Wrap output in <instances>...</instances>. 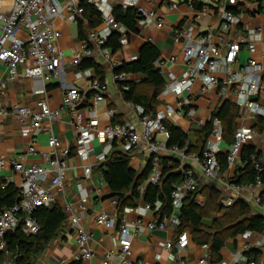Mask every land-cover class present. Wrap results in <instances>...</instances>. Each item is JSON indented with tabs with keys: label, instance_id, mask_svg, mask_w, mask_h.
I'll return each instance as SVG.
<instances>
[{
	"label": "built area",
	"instance_id": "1",
	"mask_svg": "<svg viewBox=\"0 0 264 264\" xmlns=\"http://www.w3.org/2000/svg\"><path fill=\"white\" fill-rule=\"evenodd\" d=\"M82 1L98 11L101 22L89 29L86 37L79 41V48L73 51L71 62L77 64L83 57L91 56L93 47H96L103 59L114 65L111 50L105 47L104 43L113 32L118 33L120 44L126 43L127 30L125 26L115 20L112 13L114 4L110 0H0V61L5 64L9 79H14L17 76L20 65L23 76L40 79L42 83L58 75L64 62V55L56 43L61 33L55 27L54 21L61 16L68 21L76 22L83 13ZM116 4L122 8H132L140 15L137 20L141 24L140 30L151 23L159 27L163 24V17L155 13L152 8L147 9L140 6L139 0H116ZM173 6H175L174 3H172ZM217 9L219 26L223 31L235 34L236 27L241 24L239 15L229 11L223 2L217 5ZM201 12L204 13L205 9H201ZM243 25L246 31L245 38L230 37L223 40L222 36H217V41L214 42L207 33L193 34L194 29L191 25L177 26L173 29L174 40L182 41L181 58L184 68L179 75L172 72L166 74L161 92L175 96V103L167 104L165 108L156 110L153 115L144 114L142 107L135 106L140 122L139 131L128 121L110 122L100 126L94 118V114H91L90 118H85L83 112L78 108L84 96L83 91L76 85H70L64 90L60 108H50L46 98L39 97L31 103L17 102L10 107H5L0 103V116L13 117L20 125L30 122L31 135L34 136L43 128L44 122H52L58 117L61 109L65 110L70 115L76 131L73 149L75 155L82 159L94 155L96 159L104 160L112 143L115 142L119 149L131 157L132 153L143 145L142 151L151 157L152 163L148 181H156L160 175L159 153L161 150L167 149L173 153L186 154L183 149L176 146L166 148L165 143L157 140L155 135L160 133L167 139L168 131L163 121L171 116L178 114L193 117L195 115V108L191 106L190 96L185 94L190 91L195 82H199L201 92L216 90L219 98L230 97L238 108L246 109L259 117L264 125V66L250 55L242 62H238L239 41L244 43L249 53L253 52L256 41L260 37V26ZM20 29L25 31L24 38L18 37L17 33ZM260 52L264 56V44L261 46ZM167 60L174 61L175 56L170 55ZM154 65L160 71L162 60L157 57ZM83 72L88 76L86 91L92 92V102L103 100L106 82L100 81L89 70ZM76 75L81 76V73H76ZM112 80L121 83L120 93L127 89L124 72H113ZM91 112L93 113V111ZM107 115L109 118L112 117L113 110L107 109ZM256 132L254 126H247L243 123L236 125L232 142L225 154L227 165L233 162L243 145L254 139ZM92 139H96L102 144L100 151H94L91 144ZM220 141L221 126L219 120L215 118L212 121L211 135L201 154H186L205 177L218 179L220 164L217 153L220 151ZM47 145L50 149L42 153L45 165L23 163L24 157L35 151L33 142L10 160L12 170L20 174L21 182L18 186V199L13 204L0 209V251L5 250L4 234L8 230H13L18 226L24 233H35L38 230V225L31 215L32 211L37 206L54 203L55 198L51 189H59L62 186L67 168V157L71 153V149L62 146L57 136L52 132L48 134ZM245 162L242 161V163ZM4 165L5 160L0 157V168ZM251 165L254 171L253 181L246 184L222 181L233 192L232 197L222 201L225 206L231 205L242 191L248 190L249 193H252L253 190L263 186L261 181L264 172L263 156L251 155ZM90 169L91 163L84 165L83 173L87 176ZM181 173L180 181L172 184L171 212L161 220L135 219L128 221L125 215L117 220L116 216L105 213H98L94 217L96 223L107 228L115 227L117 230V236L113 237L114 247L103 254L100 264H153L144 261L132 262L129 259L131 237L144 230L164 228L166 224L172 227L179 224L177 212L182 200L187 192L194 191L197 186V175L193 165L184 166ZM251 197L256 203L261 204L260 207L264 212V203L260 196L254 193ZM159 206L160 202L155 201L153 206L146 203L141 208L143 211L150 209L155 212ZM71 221L74 224L78 254L81 259H90L93 257V252L88 246L89 234L79 225L77 216L72 217ZM130 227H132V231ZM251 234L252 231L246 230L242 233V237L248 238ZM188 242L189 235L184 230L178 233L174 240L166 239L160 245L166 250L175 248L177 251H185ZM263 244L264 227L260 236L252 242L245 243L244 248L248 249L251 246ZM201 246L204 252L197 264H208L207 245L202 244ZM158 258L159 255H156V259ZM246 259L242 252H238L230 261L220 260L216 264H237Z\"/></svg>",
	"mask_w": 264,
	"mask_h": 264
},
{
	"label": "crops",
	"instance_id": "2",
	"mask_svg": "<svg viewBox=\"0 0 264 264\" xmlns=\"http://www.w3.org/2000/svg\"><path fill=\"white\" fill-rule=\"evenodd\" d=\"M194 1L203 3V6L196 8L191 4V0H139L140 6L147 9L152 8L155 13L161 15L163 17V24L159 27L151 23L144 27L143 30H140L141 24L139 21H136V31H131L125 27L127 30L126 43L120 44L121 46L117 50L111 51L114 65L103 59L99 49L93 47L91 56L95 61L102 64L105 74L103 81L106 82L104 98L96 103L92 102V92L86 91L88 76L83 72L89 70L95 74L94 69H76L78 63L74 64L71 62L73 51L79 48V41L84 39L77 38V21H68L61 16L56 18L54 25L61 33L56 43L64 55V62L61 69H59L58 75L42 83L40 79L23 76L22 66L20 65L17 76L14 79H9L6 66L0 61V81L2 84L0 86V103L5 107H10L17 102L31 103L39 97H45L50 108H60L64 90L70 85H76L83 91L84 96L78 108L83 112L85 118H90L91 114H94V118L100 126L110 123L112 118L115 122L128 121L139 131L140 122L135 106L122 98L118 84L112 80L113 68L120 66L122 62L136 59L140 46L145 42H150L156 47L159 52L158 58L162 60L160 75L163 79V84L168 72L179 75L184 68V64L181 58L182 41H175L173 36V29L177 26L191 25L194 29L193 34L207 33L211 37L212 42H214L217 41V36H222L223 40L230 37L234 39L245 38L246 31L243 24H248L249 26L259 25L260 37L256 41V47L253 52L249 53L244 43H240L239 41L238 62H242L250 55L264 66V56L260 52V48L264 44V0ZM110 2L116 4V0H110ZM221 2L225 4L226 8L237 5L240 7L237 15H239L241 24L236 27L235 34L233 35L231 32L223 31L219 26L217 5ZM172 3L175 6L172 7ZM203 8L205 9L204 13L201 12ZM55 22H57V25ZM17 34L18 37L24 38V29H20ZM170 55L175 56L174 61L167 60ZM76 73H81V76H77ZM143 77L144 74L142 73H125V78L128 81H138ZM199 87V82H195L190 91L185 93L190 96L191 106L195 108V115L193 117H186L175 114L167 120L186 131L187 141L194 146L196 144V135L193 128L204 124L209 119L212 111L225 100H229L238 109L236 125L243 123L244 125L256 128L257 132L254 139L247 144L253 145L260 152L259 155L264 158V125L260 118L246 109L238 108L230 97L219 98L216 90L201 92ZM157 98L158 103L155 106V111L165 108L167 104L173 105L175 103V96L170 93L160 92ZM109 108L113 110V116L110 118L107 115V109ZM49 132L57 136L62 146H67L71 149V153L67 157V168L62 186L59 189H51L55 198L54 203L61 207L65 220L61 231L51 238L45 248L38 254L35 264H100L103 254L114 247L113 237L117 236V230L115 227L107 228L96 223L94 217L98 213L116 216L117 199L115 196L109 195V186L97 168V164L103 160L96 159L94 155L82 159L74 154L76 131L70 115L65 110L61 109L58 117L52 122H44L43 128L34 136L31 135L30 122L20 125L13 117L0 116V157L5 160V165L0 168V179L4 183L10 182L17 188V200L21 177L18 172L12 170L10 160L16 154L24 151L33 142L35 151L26 155L23 163L45 165L42 153L50 149L47 145ZM155 138L162 143L166 142V139L160 133H156ZM91 144L95 152L102 149V144L96 139H92ZM229 144L221 138L220 151L226 152ZM142 146L137 148L130 157L129 166L135 170L141 169L148 158V155L142 151ZM241 151L242 148L233 162L227 165L223 171H220L218 179L203 176L198 166L192 163L186 154L173 153L167 149L161 150L159 154L161 156H173L179 161V169H182L184 166L193 165L198 178V192L195 199L200 205L204 204L203 202H205L207 197L206 194L212 188L218 190L217 202L221 205V208L218 211H211L209 218L203 219L204 223L209 225L213 218L221 215L228 209V206H225L222 201L232 197L233 192L228 188L226 183H237L235 182L236 174L239 173L238 170L243 166L240 156ZM88 163H91V169L86 176L83 173V167ZM222 181L226 183H222ZM252 193H257L262 203H264V184L260 189L253 190ZM252 193L244 190L236 199L240 198L244 200L249 205L251 212L260 213L264 216V212L260 207L261 204L256 203L252 199ZM142 205L143 203L139 202L134 207H125L122 215H125L128 221L135 219L142 221L157 220L156 213L150 209L143 211ZM74 216L78 217L79 225L89 234L88 246L93 252V257L90 259H81L78 254L74 224L71 221V218ZM130 230H133L132 227H130ZM259 236L260 232L252 231V234L248 238H243L242 233L234 237H228L219 251L221 261H230L238 252L244 254V251L247 250L244 248V244L254 241ZM174 237L175 227L169 224H166L164 228L137 232L131 237L129 259L132 262L144 261L153 264H197L198 259L204 252L202 244H197L189 236V242L185 251H177L175 248L166 250L160 245L162 241L174 239ZM251 247L260 248L261 255L257 263L264 264V244ZM156 255H159L158 259H156ZM2 257L3 261L1 264H10L7 254H4ZM251 262L255 264L248 259L241 260L237 264H250Z\"/></svg>",
	"mask_w": 264,
	"mask_h": 264
},
{
	"label": "trees",
	"instance_id": "3",
	"mask_svg": "<svg viewBox=\"0 0 264 264\" xmlns=\"http://www.w3.org/2000/svg\"><path fill=\"white\" fill-rule=\"evenodd\" d=\"M83 13L77 19V38H85L86 33L92 27L100 24L101 18L98 11L91 5L81 2ZM191 4L196 8H201L203 3L191 0ZM235 14L239 13L240 7H227ZM112 13L116 21L131 31H136L135 23L140 15L132 8H122L118 4L112 7ZM111 51L117 50L121 45L118 41V33L113 32L104 43ZM159 55L156 47L150 43H143L137 58L129 62H122L120 66L114 67L113 72L142 73L144 77L138 81H125L127 89L121 91L122 98L134 106H140L144 114L153 115L155 106L158 103L157 96L163 88V79L159 69L154 65L155 59ZM93 68L95 75L100 81L104 80L105 74L102 64L94 60L92 56L83 57L76 69ZM120 87L121 83H117ZM237 107L229 100L222 102L214 111L210 118L202 125L194 127L196 144L192 146L187 141V132L164 120L163 123L168 131L165 147L176 146L183 149L186 154H201L205 144L212 132V121L217 119L221 126V138L227 143H231L233 132L236 128ZM113 121L111 123H123ZM226 152L219 151L217 158L220 164V171L227 167L225 160ZM260 154L251 144L242 146L241 169L236 174V181L239 184H246L253 181L254 171L251 165V155ZM130 156L118 148L115 142L112 143L110 151L104 160L97 164L101 175L108 184L109 195L116 197V217L120 219L125 207H134L139 202L153 206L155 201L160 202V206L155 211L157 220L171 212L170 192L172 184L180 181L182 173L179 169V161L173 156H159L160 175L156 181H148L152 169L151 157H148L144 166L135 170L129 166ZM264 184V172L261 177ZM198 192L197 186L194 191H189L184 196L178 210L179 224L175 227V237L181 231H186L197 244L207 245V260L209 264L218 263L221 260L220 248L228 237H234L246 230L261 232L264 227V216L260 213L251 212L249 205L242 199L237 198L228 209L221 215L213 218L209 225L203 221L210 211H218L221 205L215 200L218 195L217 189H211L207 193L205 203L200 205L195 196ZM214 194V195H213ZM17 188L10 182L0 179V209L13 204L16 200ZM218 199V198H217ZM35 219L38 230L35 233H24L20 226L13 230H8L4 234L6 242L5 251H0V264L3 255L9 256L10 264H35L36 257L45 248L48 241L55 237L63 226L65 215L61 207L52 203L50 205L37 206L31 213ZM173 239V240H174ZM244 255L250 261L258 264L261 250L258 247H249L244 251Z\"/></svg>",
	"mask_w": 264,
	"mask_h": 264
},
{
	"label": "rangeland",
	"instance_id": "4",
	"mask_svg": "<svg viewBox=\"0 0 264 264\" xmlns=\"http://www.w3.org/2000/svg\"><path fill=\"white\" fill-rule=\"evenodd\" d=\"M55 24L57 25V22H55ZM214 195V194H213ZM217 198H218V195L215 197V200H217ZM203 203H205V202H203ZM211 212V211H210ZM209 216H210V213H208V215H207V219L209 218ZM209 221V220H208Z\"/></svg>",
	"mask_w": 264,
	"mask_h": 264
}]
</instances>
